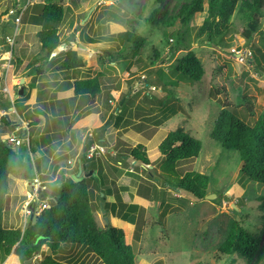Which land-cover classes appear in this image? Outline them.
Segmentation results:
<instances>
[{"label": "rangeland", "instance_id": "obj_1", "mask_svg": "<svg viewBox=\"0 0 264 264\" xmlns=\"http://www.w3.org/2000/svg\"><path fill=\"white\" fill-rule=\"evenodd\" d=\"M39 3L37 1L29 8L20 28V35H24L21 38L30 41L26 45L29 50L18 51L17 43L12 57L10 48L6 50L7 61L14 60V64L7 63L6 69L2 70V81H5L3 75H7L9 70L11 72L15 65L18 72H26L28 62L44 57L45 61L41 63L45 75L52 82L62 83L65 76L57 67L62 64L69 47L76 49L85 62L83 77L93 74L95 76L97 71L104 73L105 85L99 96L100 106L104 107L105 113L115 109L112 123L126 131L130 129L128 132L131 140L126 141L127 147L131 148L135 143L143 144L152 163L144 166L129 158L123 161L125 164L120 163V168L116 164L105 170L102 164L105 157L99 160L104 172L96 174L98 182L90 181L93 211L98 226L103 229L108 226L124 228L129 242L135 248L136 264H264V259L249 263L238 255L224 256L218 252L229 227L235 221L242 223L253 234H262L264 242V210L259 208L262 203L259 197L264 195V186L241 174L242 162L236 151L222 150L211 138L215 121L226 101L240 104L243 97H253L255 121L264 115V69L258 68L253 59L254 56L259 58L264 66V58L261 57V54L264 55V20L263 35H255L252 44H248L240 34L245 25L242 21L233 19L239 33L232 39L227 38V46L221 47L197 37V30L207 17L208 0H205L204 13L196 14L186 26L178 20L171 28L154 27L147 23V19L158 6L156 0H62V4L68 8L65 21L55 23L40 19L38 23L42 27L31 21L32 17L38 15V8L41 6ZM175 3V0L168 1L162 10L166 9L172 15L177 14L178 11H174ZM12 5L11 1L0 3V24L6 9ZM43 28L58 29L64 44L51 59L42 53L41 44L34 34V31L38 33ZM127 29L135 30L147 40L137 55L132 52L130 45L116 39L117 33ZM176 31L183 34L185 45H174L175 49L171 51L174 42L167 45V40ZM76 33H79L80 39L77 44L76 40H72ZM85 51H89L92 57L83 55ZM157 51L159 58L155 57ZM190 51L200 58L205 69V76L200 82H193L175 70L177 60ZM15 57H19L21 63L15 62ZM23 61L25 63L22 66ZM13 75L14 71L10 77ZM147 79L149 86L145 88L143 84ZM23 84H27V80L26 83L19 80L15 86ZM53 85L59 88V93L62 92L60 96L58 93L59 99L68 104L69 84ZM17 87L12 89L8 85L7 88L5 85L0 86V92L7 93V99H1L0 111L1 107L9 109L15 114L16 117H12L19 125L4 128L3 131L6 130L9 134L14 133L16 127L22 126V120L16 113L25 120H36L42 108L40 105L30 109L31 104H28L27 99H19ZM79 98L81 104L90 101L86 96ZM48 107L49 105L46 109ZM24 111L29 112L25 115ZM2 114L0 125H3ZM62 119L61 123L66 122ZM81 119L82 115L79 116V113L76 117L70 116V124L66 128V132L71 134V145L75 147V152L86 134V129H82L85 125L81 124ZM94 119L91 117L89 121ZM15 120L11 119L12 122H16ZM51 124L49 121L50 126ZM138 124H142L146 134L155 130V137L148 140L134 131L133 126ZM178 128H183L200 140L202 151L196 159L170 164L158 155V143L170 131ZM29 134L31 135L30 131ZM109 134L112 148L117 140L125 138L121 129H111ZM48 140L55 141L51 136ZM16 149L23 156H30L27 144ZM32 150L38 154L34 137ZM104 152L101 155L110 151L104 148ZM128 152V148H124L113 159L118 158L119 161L120 155L127 156ZM110 159L108 158L112 161ZM40 162L38 160V166ZM86 162L90 166L96 164L95 160ZM187 171L207 175L210 178L208 193L216 197L213 200L200 201L190 196L194 200L188 202V206H178L171 203L170 196L165 195L166 203L161 204L163 190L167 194L175 192L180 197L186 196L167 187V183L179 181ZM29 173L28 177L34 176V172L29 170ZM124 173H127V183L121 190L116 187V182ZM15 178H19L16 173L9 177L8 191L1 200V217L5 227L24 229L26 226L23 210L28 203L29 192L26 180L16 183ZM45 187V191L39 192V201L46 200L42 195H47L51 204L55 199L53 185L47 184ZM122 191L123 198L128 204L135 205L134 207L124 204L119 195ZM104 195L106 199L102 200ZM113 218H118L119 221ZM50 254L49 248L44 246L40 253L35 254L34 261L30 264H37L35 260L41 261ZM56 257L68 264H103L96 255L80 246H63ZM7 261L0 254V264H6ZM22 263L19 258H15L9 264Z\"/></svg>", "mask_w": 264, "mask_h": 264}, {"label": "trees", "instance_id": "obj_2", "mask_svg": "<svg viewBox=\"0 0 264 264\" xmlns=\"http://www.w3.org/2000/svg\"><path fill=\"white\" fill-rule=\"evenodd\" d=\"M38 1L41 6L40 9L38 8L35 21L40 22V19H47L55 23H62L67 18L68 8L62 4V0ZM168 1L170 0H156L158 6L147 19V23L154 27L171 28L180 20L181 24L186 26L196 14L205 11V0H175L174 11H178V13L172 15L168 10H162ZM233 19L243 22L245 27L240 34L248 44H252L255 35H263L264 0H208L207 17L198 28L197 37L213 45L227 46V40L239 33ZM36 37L41 44L42 53L48 59L55 56V52L64 45L58 29L45 30L43 28ZM75 37L76 35L73 36V38ZM116 39L130 45V49L136 55L147 43L146 38L140 36L133 29L117 33ZM171 42H174L172 51L175 49L174 45L176 47L184 46L185 38L183 34L176 31L167 40V45H172ZM158 56L157 51L155 57L159 58ZM261 57L264 58V55L261 54ZM253 59L258 68L264 69L259 58L254 56ZM44 61V57L34 59L29 68L32 69L36 64ZM84 67L85 62L79 57L78 51L69 48L57 70L67 71ZM36 70L38 71V69ZM175 70L193 82H200L205 76L203 63L191 51L177 60ZM70 85L72 97L86 96L95 103L102 94L105 85L104 73L97 71L95 76L73 81ZM143 85L145 88L149 86L148 79ZM116 109L118 110V107ZM115 111L114 109L110 116L111 120ZM255 116V99L253 97H243L240 104L226 101L215 121L211 138L222 150L236 151L242 162L241 174L250 181L264 186V115L256 121ZM1 121L8 127L12 126V122L7 116L2 117ZM111 125H113L112 121H108L104 126L94 131V134L91 135L92 139L87 143L86 152L93 145L102 148L107 146L105 133ZM141 127L142 124L135 125V129L138 131H143L140 129ZM21 133L19 132L18 135ZM155 133V130H151L148 134L145 133V138L152 140ZM127 146L126 144L125 148L129 150L128 155H120V160H116L117 164L132 158L144 166L152 165L143 144H134L131 148ZM201 151V141L184 131L183 128L170 131L159 146L161 157L170 164L196 159L200 156ZM86 152L81 156L80 161L86 164L88 172L93 170L92 176L81 182H75L72 176L65 177L66 172L59 174L53 185L55 199L52 200L49 209L40 213L37 223L29 224L24 229L8 228L4 226L1 217V200L8 191L9 177L22 163V157L0 135V254L5 260L8 259L9 262L7 261L6 264L11 263V260L15 258H19L21 262L31 259L36 253H40L44 246L49 248L51 254L45 256L38 264H68L56 257L63 246L86 248L96 255L103 264H136V251L129 242L127 231L124 228L113 226L103 229L96 222L90 181L97 180L98 182L96 173L98 167H101L98 164L101 155L89 158ZM86 159L88 161L95 160L96 164L90 166ZM123 163L125 164V162ZM100 170L102 173V167ZM75 173L76 169L72 171V175H76ZM59 183L62 184L61 187L57 186ZM167 184V187L176 192H183L187 196L177 198L173 192L170 193V201L179 206L181 204L188 206V202L191 201L190 196L196 200H205L209 194L210 178L197 171H187L179 181ZM166 193L165 190L161 193V204H165ZM42 197L47 199L48 196L42 195ZM101 198L105 200L106 195ZM259 201L262 202L259 208L264 210V195L259 197ZM218 252L224 256L238 255L249 263L258 262L264 259L263 235L253 234L242 223L235 221L229 227Z\"/></svg>", "mask_w": 264, "mask_h": 264}, {"label": "crops", "instance_id": "obj_3", "mask_svg": "<svg viewBox=\"0 0 264 264\" xmlns=\"http://www.w3.org/2000/svg\"><path fill=\"white\" fill-rule=\"evenodd\" d=\"M6 0H1V4L5 3ZM1 11V10H0ZM37 18V16L32 17L31 21H34V25H38V27H42V25L40 23H38V21H35V19ZM3 22L0 24V79L2 78V74L3 71L6 69L7 67V63H10L12 65V63L14 64V60L11 62H8L6 59V50L9 49L8 44L6 43V36H8L12 31L13 28L15 26V24L13 22H6L4 20H2ZM21 28V27H20ZM36 33V31H34ZM79 33H76V37L73 38V40L76 42V44L78 43L79 39ZM24 36V35H22ZM20 35V30H19V36L17 38V44L18 47L16 46L17 50H29L26 45H29L30 41H26L24 38L22 39V37ZM91 44V43H90ZM72 46V45H71ZM81 48H84L83 46H80ZM71 48V47H69ZM68 48V49H69ZM84 49H87L86 47ZM95 51V50H94ZM79 53V52H78ZM80 55V53L78 54ZM85 56H87L88 58L92 57V54L89 53V51H85V53L83 54ZM81 57V55L79 56ZM16 58V57H15ZM15 62L17 63H21V59L18 57L15 59ZM24 61L22 63V66L24 65ZM30 62H28L25 71L21 70L20 72H18L16 65L14 66V69L7 73V75H3V77L5 78V81H0V86L1 85H5V88H7V85L12 87H17L15 86L17 83H19V80L22 83H26L27 80V84H23L21 86L17 87V92L19 93V99H27L28 104H31L30 109L32 107H39L40 105L42 106V108L40 109L41 112H39V116L36 117V120H32V119H28L25 120L22 118V116L17 115V117L19 119H21L23 122L28 123L29 124V131L31 132L30 136V145L28 146L29 150H30V156L25 157L22 155V153L20 154V156L22 157V163H20V165L13 171V173L10 175H14L16 173V175L19 178H15L16 183L20 182V180L27 182V190L28 192L30 191V185L33 182V179H39V181L41 182V184L45 187V185H54L55 182L57 181V178L59 177V174H64L65 172V177L69 178L72 176V171H74L76 169V173L77 174L79 172L80 167H86L85 172L88 173V169L86 164H83L82 162L80 163V158L81 156L86 152V146L87 143L90 141L91 135L94 134V131L102 126L105 125L106 122H111V118L110 116L113 114V111L111 109V111H109L108 113L104 112V107L100 106V98L98 97L97 100L95 101V103L90 99V101H87V103L81 104V102L79 101V97L74 98L71 95V82L76 81V80H81V79H85L88 77H93L92 76H87V77H83L82 75L84 74L82 71H85V67L83 69H75V70H67V71H59L60 73H62V75L65 76V79L62 83L60 82H52L49 80L48 76L45 75V69L44 66L42 65V63H38L35 65L34 68L30 69L29 64ZM43 66V67H42ZM60 66H58L57 68H59ZM38 69V71L36 70ZM3 70V71H2ZM36 70V71H33ZM14 74L12 77H10V74ZM38 74H35V73ZM83 73V74H82ZM68 78V81L67 79ZM105 80V77H104ZM69 84L70 86V90L68 91V104H66L64 101L65 100H60L58 97V93H59V88L57 86H54L53 84H58L60 86H63L65 84ZM57 87V88H56ZM21 90H23V94H20ZM14 93L16 94V91H14ZM17 93V94H18ZM32 95V98H31ZM62 95V92L59 93V96ZM4 96V97H3ZM21 96H24L23 98H21ZM7 93L6 92H0V98L3 99H7ZM82 97V96H80ZM113 100V99H112ZM110 100L111 104H113V101ZM14 101V100H13ZM55 104V105H54ZM47 105H49V109L47 108ZM0 115L2 113H5V115L7 116V118L9 120H15L12 116H15V114L13 112H10L9 109L6 108H1L0 111ZM29 112V111H28ZM28 112L24 111L23 114H27ZM79 113V116L82 115V119L80 120L81 124H84L85 126L82 129H86V134H84L82 141L79 143L80 146L78 147V150L75 152V147H73L71 145L72 140H71V134L66 132V128L67 126H69V121L68 118L70 116H75L76 114ZM16 117V116H15ZM63 117V119L61 118ZM93 117L95 118L94 120H92V122L89 121V119ZM64 120L66 122L61 123L60 121ZM16 122H12V125L16 126V123H18L17 120H15ZM49 121L52 122L51 126L49 125ZM113 125H111V127L108 128V130L105 133V139L107 140V146L105 147L106 150L110 151L107 152L104 155H101L100 158L98 159V164L100 166L105 167V170L108 167H112L113 165H116V159H113V157H117L119 155L118 152H120L122 149H124L126 147L127 142L126 141H130V135H129V130H125L123 128H120V126H117L116 124L112 123ZM1 127V131L2 134H0L2 136V138L4 139L5 136L9 135L8 132L3 131L4 128H8V126H6L4 123L3 125H0ZM12 127V126H10ZM24 127V126H23ZM14 128V127H13ZM35 129V130H34ZM111 129L114 130H119L121 129L122 132H124L125 138L120 140H117L116 144L113 145L114 148H112V146L110 147V142H109V136L110 135V131ZM134 131L136 132H140L139 134H141L142 136L145 137V132H144V128L141 127L140 129H142L143 131H138V129H135V126H133L132 128ZM34 130V131H33ZM129 131V132H128ZM127 133V134H126ZM49 136H51V138H54L55 141H49L48 138ZM34 137V143L37 149L38 154H36L33 150H32V138ZM155 137V136H154ZM67 138V139H66ZM166 138V137H165ZM164 138V139H165ZM64 141V142H63ZM162 141H159L158 145H160ZM136 144V143H135ZM157 145V147H158ZM25 146L22 145L20 147ZM110 147V148H109ZM159 148V147H158ZM104 149V148H103ZM15 150L17 151V149L15 148ZM18 152V151H17ZM35 153V154H34ZM118 153V154H117ZM160 154V152L158 153V155ZM161 156V155H160ZM105 157V160L102 161V164L99 162V160ZM108 158H111L112 161H109ZM110 159V160H111ZM38 160H40V166L37 165ZM87 160V159H86ZM47 161V163L45 162ZM33 162V165H31V163ZM115 163V164H114ZM138 163V162H136ZM118 168L120 164H117ZM138 165V164H137ZM33 168L35 171H33ZM101 167H98L97 169V173H100ZM29 170L34 172V176L32 177H28L29 176ZM93 171V170H90ZM104 172V171H103ZM96 173V174H97ZM127 173H124L123 175H121L118 179H117V188H120L122 190V187L124 185H126L127 183V178L126 175ZM42 178V179H41ZM47 179V180H45ZM46 190V187H45ZM157 191V190H156ZM169 192H171V190H169ZM179 193H183V192H179ZM184 194V193H183ZM185 195V194H184ZM166 196H170V193L167 194ZM177 198H181L178 194L175 193L174 195ZM121 199L123 200L124 204L129 205L130 207H134V205L132 206L131 204H128L127 201L123 198V191L121 192ZM187 197V196H184ZM191 199V198H190ZM194 199H191V201ZM30 201V198L28 199L27 202ZM166 203V202H165ZM173 203V202H171ZM176 204V203H174ZM177 205V204H176ZM179 206V205H178ZM119 221L118 218H113Z\"/></svg>", "mask_w": 264, "mask_h": 264}, {"label": "built area", "instance_id": "obj_4", "mask_svg": "<svg viewBox=\"0 0 264 264\" xmlns=\"http://www.w3.org/2000/svg\"><path fill=\"white\" fill-rule=\"evenodd\" d=\"M13 2L12 7L6 9V14L2 16V19L6 22L12 21L15 24L13 33L6 37V42L10 48V54H14V49L19 36V30L22 25L23 19L31 6H33L38 0H7ZM17 4V5H15ZM4 114V115H3ZM2 117L6 116L3 113ZM16 126L17 125L16 123ZM24 126V127H23ZM16 131L4 137V140L14 148L20 147L24 144L30 145L29 136V124L22 121L21 127H16ZM21 131V135L18 133ZM88 157L93 158L95 155H101L104 149L100 146L91 147L88 151ZM40 190H45V187L41 184L39 179H33L30 185L29 197L30 201L24 207L23 216L25 217V226L29 225L33 216H39L41 212L51 207L49 199L39 201Z\"/></svg>", "mask_w": 264, "mask_h": 264}, {"label": "water", "instance_id": "obj_5", "mask_svg": "<svg viewBox=\"0 0 264 264\" xmlns=\"http://www.w3.org/2000/svg\"><path fill=\"white\" fill-rule=\"evenodd\" d=\"M20 94H23V90H21ZM80 163H81V161H80ZM85 170H86V167H80L79 172L76 175H72V179L75 182H81L85 178H88V177L92 176L93 171H89L87 173V172H85ZM61 185H62L61 183L57 184L58 187H61ZM215 197L216 196H213V195L209 194V195L206 196L205 199H207V200H213ZM37 221H38V216H33L32 221L30 222V224H36ZM32 261H34V258L24 260L22 264H30ZM35 262L37 264L39 263L38 260H35Z\"/></svg>", "mask_w": 264, "mask_h": 264}, {"label": "clouds", "instance_id": "obj_6", "mask_svg": "<svg viewBox=\"0 0 264 264\" xmlns=\"http://www.w3.org/2000/svg\"><path fill=\"white\" fill-rule=\"evenodd\" d=\"M7 1V0H6ZM35 5V4H34ZM15 27V26H14ZM13 32V31H12ZM9 36V35H8ZM7 37V36H6ZM7 43V42H6Z\"/></svg>", "mask_w": 264, "mask_h": 264}]
</instances>
